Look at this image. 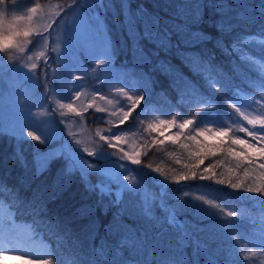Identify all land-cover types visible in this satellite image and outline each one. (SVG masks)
<instances>
[{
    "label": "trees",
    "instance_id": "1",
    "mask_svg": "<svg viewBox=\"0 0 264 264\" xmlns=\"http://www.w3.org/2000/svg\"><path fill=\"white\" fill-rule=\"evenodd\" d=\"M105 2L114 6L107 12L104 25L112 53L117 60L128 63L137 85L146 93L132 118L121 126L124 131L136 129L146 135L155 115L193 120V125L183 131L184 137L195 135L193 129L198 125L230 127L237 114L228 107L229 100L236 102L242 97L259 100L264 94V88L259 86L258 65L242 63L240 53L233 50V45H237L246 49L254 60L264 63V50L258 42L242 43L249 36L257 41L261 39L256 35L258 25L235 19L237 14L248 20L259 19L262 0H126L127 11L136 18L141 32L143 20L159 18L161 30L171 28L174 23H183L179 13L190 15L197 4L201 5L202 18L190 26V32L203 33L205 39L189 34L186 37L189 44L178 43L174 34L173 46L166 51L140 39L146 60L140 57L129 38L121 0ZM217 4L225 7L218 10ZM221 12L233 23L224 32L216 27L223 18ZM207 103L214 107L208 108ZM254 107L259 109L258 105ZM87 117L92 122L95 113L91 111ZM237 134L249 139L245 133ZM224 139L228 141L227 136ZM191 143L181 139L177 143L152 145L140 157L141 164H133L139 181L153 194L151 218H148L143 215L144 206L138 193L104 188L97 182L88 185L79 171L68 173L62 158H54L37 175L32 142L4 132L0 134V205L13 211L17 220L29 223L49 243L55 255L42 259H48L51 264H113L114 260L129 264H264V196L232 189L215 180L196 179L177 184L171 179L187 172L184 165L192 162L190 152L194 148L181 145ZM18 152L22 153L25 164L17 157ZM216 161L223 163L217 165ZM209 163L214 165L217 179L235 164L218 152L205 159L197 171ZM149 164L152 168L147 167ZM156 168L167 175V182L154 171ZM242 171L243 166L237 174L242 175ZM101 187L106 189L103 193ZM117 196L121 200L119 205H114ZM208 200L213 205L204 203ZM121 210L123 214L116 224L128 226L129 231L115 225L111 232L106 231ZM227 211L238 215L228 217ZM172 212L187 232L179 246L177 238L181 230L167 222ZM119 245L126 246L121 249ZM245 252L255 255L245 260ZM39 261L21 264H39Z\"/></svg>",
    "mask_w": 264,
    "mask_h": 264
},
{
    "label": "snow or ice",
    "instance_id": "2",
    "mask_svg": "<svg viewBox=\"0 0 264 264\" xmlns=\"http://www.w3.org/2000/svg\"><path fill=\"white\" fill-rule=\"evenodd\" d=\"M67 3V0H65ZM114 6L111 4H106L105 0H84L83 5L80 3V0H71V4L68 5L67 8L63 4L57 5L55 8H50L45 10L40 3H35L33 6L28 8V12L30 13L31 20L34 21V18H38L35 23V27L32 32L28 34L29 38H33L36 43L40 45L42 49L48 47L49 38L52 36V32L55 30L60 20H63L67 17L69 11H73V19L71 25L63 24L61 25L64 28H68L69 26H74L82 29H90L95 26L98 30H103L105 25V19L107 16V12L113 8ZM201 5L197 4L195 6V10L190 14H185L183 12L179 13V17L183 18L182 24H172L171 28L160 29V20L156 18L152 21L143 20V31H139L137 29V21L128 11H127V2L126 0H121V13L124 15V26L127 29L129 38L134 42V49L140 54L142 59H147V54L144 52V49L140 46V39H146L152 42L157 49L166 51L171 48L172 45V37L173 35H177L178 43L189 44L190 40L186 37L190 34L192 37H198L200 40L205 39L203 33L199 32H190V26L197 23L202 17L199 15V9ZM215 7L219 9H223L225 6L223 4H217ZM81 8L84 11H81ZM87 13V14H86ZM222 19L217 22L216 27L219 31L224 32L230 30L233 27L232 20L228 19L226 14L221 12ZM57 18H60L58 20ZM236 20L244 19L245 22L255 23L258 25V33L257 36L261 37L258 41L253 36H249L247 39L242 41L243 44H248L250 42H258L262 47L261 50H264V0L261 2V6L259 9V19H251L248 20L241 14H237ZM39 20H43V23H40ZM119 22V21H118ZM35 33V36H33ZM30 43L27 42V45ZM16 49L20 53L25 52V48L18 41H14L8 46V49H5L2 53L8 52L9 49ZM55 51V49H53ZM233 50L238 51L240 53L239 59L242 63L252 62L258 65V69L260 75L258 76L259 86L264 88V63H260V61L254 60V58L248 54L246 49L239 48L237 45H233ZM155 54H159L158 52ZM47 53L44 50L38 52V54H34L33 56H28V61H34L36 59H41L46 57ZM111 51H110V42L108 47H106L105 57L106 59H98L96 63L98 65H104L110 62L111 59ZM8 59H14V56L9 52ZM262 59H264V55H262ZM28 68L30 70H36L38 65L35 62L28 63ZM75 80L83 79L80 76L73 77ZM118 97L122 95L124 100L121 101L119 98L113 100L109 99L107 96L101 95L100 91H95L92 95V98L89 100L87 105L83 102H80L79 107L77 104L73 102V98L71 95L61 96L62 99H68V103H63L62 99H55L53 96V102L59 107V109H66L68 113H75L77 117H83L84 113L89 109H95L96 112L99 113H108L109 106H112L115 110L110 113V116L115 119V128L117 131L121 130V126L125 125L131 118L132 113L137 109L140 105L141 101L144 99L143 95H129L128 92L125 91L123 87H118L115 89ZM81 93L79 91L75 92V99L77 101L80 100ZM102 102L103 106H101ZM254 105H258L254 107ZM208 108H213L214 105L211 103H207ZM228 107L233 109L237 114L235 117V123L232 126L220 127L216 130H213L211 127L199 128L195 127L193 131L196 133L195 135H189L184 137L183 130L189 129L190 125H193V120L186 119L183 122L177 125L175 118L170 121H161L159 124L153 126L148 125V128L153 133H159V136L164 137V139L157 140L156 137H153L148 145H144V147H151L152 145H163L165 141H170L172 143H177L181 139H187L192 142L191 144H183L181 145L184 148H194V151L190 152L191 163L184 165L187 169V172H181L179 175L172 176V180L180 184L181 182L191 181V180H215L218 184H227L232 189H243L248 193H256L264 196V94L260 95L259 100H249L247 97H242L241 99L233 102L232 100L228 101ZM247 109H252L251 112L247 111ZM260 111L261 114H256L257 111ZM48 115L49 113H44ZM64 115V113H62ZM246 122V123H245ZM250 126V127H249ZM30 130L26 133L23 129L10 128L8 130V134L16 139H25L27 137H31L32 140L39 142L40 144H47L51 140L56 137V128L52 124V122H46L43 126H27ZM33 127L36 128L35 131L31 130ZM178 127L179 131L175 133L165 135V132L161 129H171ZM37 132L40 134L38 135ZM239 133H245L249 139H245L242 136L238 135ZM4 133V129L0 126V134ZM211 133L216 140L214 142H208L207 135ZM231 133V135H229ZM99 135V132H97ZM228 137V141L225 142L224 137ZM198 137H203L204 139H200ZM101 140L107 141L109 144L112 141H116L119 143H127V141L118 134L113 133L111 136H102ZM79 144L80 141H77ZM259 145V146H258ZM115 146V145H113ZM239 149V150H238ZM84 152H87L89 156H96L100 159H106L105 152H89L88 148L85 147L83 149ZM121 152L123 149L121 148ZM225 154L228 158L235 162L233 167L227 168V173H220V178L217 179V174L214 171V165L209 163L207 167H205L202 171H197L200 168V165L204 164L205 159L209 157L216 156L217 153ZM17 157L21 159V163L25 164L26 162L22 159V153H16ZM37 156L41 158L36 161V174L39 175L42 171H44L49 163V159L47 156H41V154L37 151ZM125 158L131 160L132 163L140 165V152L137 151L134 154L125 153ZM68 157L70 160L68 166V173L70 174L74 170H78L81 173L82 178L88 175V169H94L101 175L106 176L109 180L121 181L128 180V177L121 176L118 172H115L110 166L105 167L103 170L100 169L97 165L88 163L87 161L80 158L78 155L73 154L71 151L68 152ZM177 163H180L177 160ZM222 161H216V164H221ZM243 166L242 175L237 174V170ZM120 167H124L121 165ZM148 168H152V165H147ZM156 173H160L164 176L165 182H167L168 177L163 173L161 168L154 169ZM235 177V180H233ZM250 181V182H246ZM97 187H100L97 185ZM122 188L128 189V184H122ZM163 187V186H162ZM91 190V189H89ZM103 193L106 189L100 188ZM135 190H138V186ZM110 191V189L108 190ZM203 201V197L200 198ZM121 200L120 196H117L114 205H119ZM207 205H213V201L208 200L204 201ZM219 207V205H216ZM123 214V210L118 212L114 216L113 224H110L106 231L111 232L113 226L120 229H124L125 231H129L128 226L121 224H116L119 216ZM228 217H235L238 215L235 211H227ZM143 215L145 217L151 218L148 210H143ZM170 225L175 228L180 229L179 236L177 238V245L181 244V237H187V232L184 230V225L180 223L177 218L175 212L169 214V218L167 221ZM39 243L40 252L32 253L26 252L25 255H40L53 257L55 253L53 252L51 246L48 242L43 240L41 236L39 241L36 240L35 234L31 226H27L24 229H20L16 226V223L11 218L5 220L0 217V254L3 251H16L22 247H26L30 244L35 245ZM126 245H119V248H123ZM244 259L247 260L250 255H255V253L245 252ZM39 264H51V261L48 259H41ZM58 264V262H57ZM74 264H78V262H74ZM113 264H129L128 261L120 260L113 261Z\"/></svg>",
    "mask_w": 264,
    "mask_h": 264
},
{
    "label": "rangeland",
    "instance_id": "3",
    "mask_svg": "<svg viewBox=\"0 0 264 264\" xmlns=\"http://www.w3.org/2000/svg\"><path fill=\"white\" fill-rule=\"evenodd\" d=\"M37 2L45 10L55 8L60 4L67 8L71 4V0L68 3L60 0H17L15 7L27 14V9ZM83 2L84 0H80L82 5ZM81 11H84V9L81 8ZM57 19L60 20V18ZM72 19L73 11H69L67 17L57 24L52 36L49 38L48 47L45 49H42L30 37V43L26 46L24 53H20L14 48L9 49L8 52L0 53V126L3 127L6 133L10 128H22L26 133L30 130L27 127L28 125L38 126L39 124L43 126L46 122H52L56 128V137L49 143L40 144L32 140L31 137L25 138L32 142L35 165L36 161L41 158L36 155L38 151L41 156L48 157V166L54 158L59 157L64 160L68 168L70 163L68 152L71 151L88 163L97 165L102 170L110 166L115 172L129 179L126 181L109 180L94 169H88V175L84 177L85 183L91 185L93 182H97L104 188L121 191L129 190L138 193L142 199L144 210L151 213L150 207L153 202V194L139 181L133 169L134 163L126 159L124 154H134L139 151L141 157L148 148L144 145H148L153 137H156L157 140L164 139V137L159 136V133H153L150 129L146 135L136 129L117 131L114 126L116 121L110 116V113L115 110L112 106H109L108 113H99L95 109H89L83 117H77L75 113H68L66 109H59L53 102V96L55 99H62L61 96L71 95L77 107H79L80 102L87 105L95 91H100L101 95L107 96L109 99L119 98L123 101L124 97L122 95L118 97L115 92L118 87H123L129 95H143L144 98L146 96L145 91L137 85L128 63L119 61L114 57L111 44L110 62L104 65L96 63L98 59H106L105 51L110 39L105 26L103 30H98L95 26L90 29L74 26H69L66 29L61 26L63 24L71 25ZM37 20L38 18H34V23ZM39 22L43 23L44 21L39 20ZM33 36H35V33H33ZM41 50L46 51V57L34 61L27 60L28 56L38 54ZM9 52L14 56V59H8ZM30 62L37 63L36 70L28 68L27 65ZM75 76H80L83 79L77 81L73 79ZM76 91L81 93L79 101L75 99ZM62 102L66 104L69 100L62 99ZM98 103L103 106L102 102L98 101ZM91 111L95 113V118L94 121L89 122L87 115ZM247 111L251 112L252 109H247ZM46 112L49 114L45 115ZM256 114L261 113L258 110ZM172 119L173 117L155 115L152 117L150 124L155 126L161 121ZM175 120L178 125L186 119ZM206 126L216 130V128L209 125H198L196 127L205 128ZM31 130L35 131L36 128L33 127ZM161 130L165 132V135L179 131L178 127ZM97 132H99V135H97ZM113 133L121 135L127 143L112 141L109 144L107 141L101 140L102 136H111ZM37 134L40 133L37 132ZM207 139L215 141L216 137L209 133ZM77 141H80V143L78 144ZM85 147L88 148L89 152H105L107 158L100 159L96 156H89L87 152L83 151ZM121 148L123 152H121ZM121 165L124 167H120ZM122 184H128V189L122 188ZM137 186L138 190H135ZM0 217L5 220L11 218L20 229L31 226L29 223L17 220L14 212L6 210L2 205H0ZM34 234L36 240L39 241L41 236L37 235L36 232ZM43 240L46 241L44 238ZM26 252L39 253V243L30 244L16 251H3L0 254V264H21L25 261L33 262L42 259L40 255L26 256Z\"/></svg>",
    "mask_w": 264,
    "mask_h": 264
},
{
    "label": "clouds",
    "instance_id": "4",
    "mask_svg": "<svg viewBox=\"0 0 264 264\" xmlns=\"http://www.w3.org/2000/svg\"><path fill=\"white\" fill-rule=\"evenodd\" d=\"M16 3L17 0H0V53L8 49L14 41L26 48L29 42L28 34L35 27L28 9L25 14L15 7Z\"/></svg>",
    "mask_w": 264,
    "mask_h": 264
}]
</instances>
